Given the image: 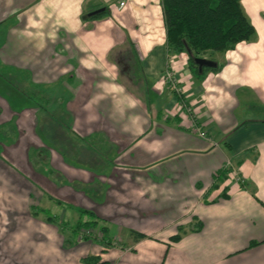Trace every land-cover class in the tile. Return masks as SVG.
<instances>
[{
    "label": "crops",
    "instance_id": "1",
    "mask_svg": "<svg viewBox=\"0 0 264 264\" xmlns=\"http://www.w3.org/2000/svg\"><path fill=\"white\" fill-rule=\"evenodd\" d=\"M123 1L0 0V264H264V0L202 77L161 0ZM78 209L109 248L73 238Z\"/></svg>",
    "mask_w": 264,
    "mask_h": 264
},
{
    "label": "trees",
    "instance_id": "2",
    "mask_svg": "<svg viewBox=\"0 0 264 264\" xmlns=\"http://www.w3.org/2000/svg\"><path fill=\"white\" fill-rule=\"evenodd\" d=\"M161 9L168 52L175 54L185 52L188 56L189 70L197 77L204 76L208 71L219 70L221 64L208 58L217 65L202 67L200 71L194 61L195 57H203L206 52L223 54L233 49L239 42L250 40L255 34V28L244 12L241 0H161ZM77 211L79 218L71 227L73 238H76L80 231L95 229L102 235L95 241L102 248H109L112 243L104 220L92 211L86 209ZM84 217L86 219H83ZM199 229L200 225L189 230ZM184 232L183 227L178 228V233ZM135 237L139 239L143 238V235L137 234ZM179 238V234L175 235L171 237V241L176 242ZM84 261L89 264H107L101 262L99 256H90Z\"/></svg>",
    "mask_w": 264,
    "mask_h": 264
},
{
    "label": "built area",
    "instance_id": "3",
    "mask_svg": "<svg viewBox=\"0 0 264 264\" xmlns=\"http://www.w3.org/2000/svg\"><path fill=\"white\" fill-rule=\"evenodd\" d=\"M123 6H124V1L120 0V2L118 3V8H122ZM165 79L167 81L168 80L173 81L172 73L170 71L166 72ZM180 108L185 110V112L189 116V120H190L189 129H190V131L193 134H196L197 136H199L201 138H208L206 131L197 122L196 114L194 113L193 108L189 104H187L186 102H183V101H182V103H180ZM232 173H235V172L232 171ZM237 179L239 180L240 178L237 177ZM78 237L80 240H82V239L87 238V237L90 238L91 235H88L87 231H83V232L78 234Z\"/></svg>",
    "mask_w": 264,
    "mask_h": 264
},
{
    "label": "water",
    "instance_id": "4",
    "mask_svg": "<svg viewBox=\"0 0 264 264\" xmlns=\"http://www.w3.org/2000/svg\"><path fill=\"white\" fill-rule=\"evenodd\" d=\"M104 10H105L104 7L97 8V9L89 12L88 16H94V15L100 14ZM194 61L198 65L200 71H201L202 67H215L217 65V63L215 61L208 59L206 57H195Z\"/></svg>",
    "mask_w": 264,
    "mask_h": 264
},
{
    "label": "rangeland",
    "instance_id": "5",
    "mask_svg": "<svg viewBox=\"0 0 264 264\" xmlns=\"http://www.w3.org/2000/svg\"><path fill=\"white\" fill-rule=\"evenodd\" d=\"M220 55L218 54V53H212V54H210V52H206L205 54H204V56L203 57H206V58H212V59H214V60H216V59H218V58H221V57H219ZM220 61V60H219ZM216 62L218 63V61L216 60ZM87 231V233H88V235H91V237L89 238V240H96V239H100L101 237H102V235H101V233L100 232H98L97 230H86ZM81 232H83V231H80V233ZM78 236V235H77ZM82 240H84V239H82ZM81 240V241H82Z\"/></svg>",
    "mask_w": 264,
    "mask_h": 264
}]
</instances>
